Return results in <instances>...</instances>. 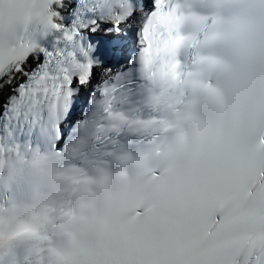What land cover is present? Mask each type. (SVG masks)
<instances>
[{
    "label": "snow or ice",
    "instance_id": "1",
    "mask_svg": "<svg viewBox=\"0 0 264 264\" xmlns=\"http://www.w3.org/2000/svg\"><path fill=\"white\" fill-rule=\"evenodd\" d=\"M0 264H264V0H0Z\"/></svg>",
    "mask_w": 264,
    "mask_h": 264
}]
</instances>
